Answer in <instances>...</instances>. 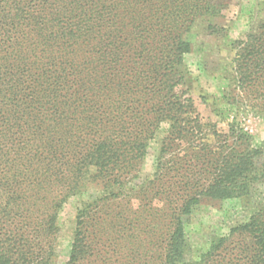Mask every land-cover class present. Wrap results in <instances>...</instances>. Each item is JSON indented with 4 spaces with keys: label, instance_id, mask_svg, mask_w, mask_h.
<instances>
[{
    "label": "trees",
    "instance_id": "16d2710c",
    "mask_svg": "<svg viewBox=\"0 0 264 264\" xmlns=\"http://www.w3.org/2000/svg\"><path fill=\"white\" fill-rule=\"evenodd\" d=\"M219 0H0V264H264V207L187 262L206 199L251 196L264 144L206 120L186 88L188 35ZM229 81L264 113V17L231 46ZM242 103V102H241ZM152 178L135 186L152 143Z\"/></svg>",
    "mask_w": 264,
    "mask_h": 264
},
{
    "label": "rangeland",
    "instance_id": "374dc122",
    "mask_svg": "<svg viewBox=\"0 0 264 264\" xmlns=\"http://www.w3.org/2000/svg\"><path fill=\"white\" fill-rule=\"evenodd\" d=\"M225 7L223 17L212 23L222 31L211 35L206 22L197 24L188 35L192 51L185 57L188 67L186 88L199 112L206 119L218 124L222 130L236 123L249 132L255 142L264 144V113L253 111L229 81L233 60L232 44L243 38L251 27L264 17V0H219ZM242 102V103H241ZM158 144L152 143L139 172L135 186H142L152 178L155 169ZM72 197L59 215V233L53 264H67L71 255L73 233L78 209L94 198ZM259 207H264V183L255 186L251 196L245 199L212 201L206 199L193 215L186 228L191 246L187 262L198 259L209 250L211 242L228 235L232 228L247 222Z\"/></svg>",
    "mask_w": 264,
    "mask_h": 264
}]
</instances>
